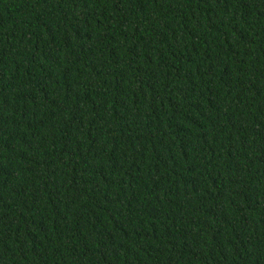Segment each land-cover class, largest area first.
<instances>
[{
	"label": "trees",
	"instance_id": "1",
	"mask_svg": "<svg viewBox=\"0 0 264 264\" xmlns=\"http://www.w3.org/2000/svg\"><path fill=\"white\" fill-rule=\"evenodd\" d=\"M0 264H264V0H0Z\"/></svg>",
	"mask_w": 264,
	"mask_h": 264
}]
</instances>
